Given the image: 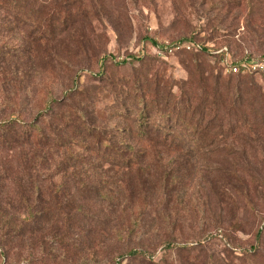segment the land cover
I'll list each match as a JSON object with an SVG mask.
<instances>
[{"label":"rangeland","instance_id":"rangeland-1","mask_svg":"<svg viewBox=\"0 0 264 264\" xmlns=\"http://www.w3.org/2000/svg\"><path fill=\"white\" fill-rule=\"evenodd\" d=\"M78 1L90 12V19L77 25L90 45L86 51L71 52L72 45L64 50L56 44L55 53L65 60L62 63L56 57L48 62L34 55L27 42L16 55H8L14 45L22 44L18 38L25 33L3 28L0 13L1 120L19 114L25 123L34 122L48 94L57 100L55 112L64 113L76 86L94 91L104 83L142 74L155 81L160 91L178 92V86L192 76L198 82V75L192 73L197 66L228 78L226 63L261 61L264 56V0ZM177 43H194L196 48L165 50ZM199 46L212 53H203ZM45 77L55 82L47 83ZM254 79L264 91V74L256 73ZM89 118L107 128L115 141L132 140L137 149H144L138 136L126 131L130 123L99 109H90ZM151 137L148 153L139 155L129 169L109 165L82 150H76L82 157L70 167L63 154L55 161V149L31 143L6 145L0 140V206L7 215L13 219L25 211L26 203L38 211L43 203L38 189L45 201L50 200L55 183L61 186L58 199L62 197L73 214L64 249L52 243L51 236L45 244L53 250L39 247L38 233L31 229L51 226L39 218L34 226H26L22 236L14 237L10 230L9 242L4 240L7 230L0 229L2 250L8 254L2 263L0 250V264H38L41 259L45 264H115L118 255L132 249L148 250L155 264H251L242 252L255 248L254 262L264 264V168L261 178L255 173L260 165L244 173L246 198L235 193L234 180L222 171L225 166L218 165L225 155L220 149L196 152L188 145ZM39 151L48 155L46 164L35 157ZM247 154L252 158L253 151ZM206 165L217 170L206 173ZM199 240L206 249L172 248L165 254L162 248L167 241L197 246ZM233 243L241 250L231 249ZM121 263L147 264L131 259Z\"/></svg>","mask_w":264,"mask_h":264},{"label":"trees","instance_id":"trees-1","mask_svg":"<svg viewBox=\"0 0 264 264\" xmlns=\"http://www.w3.org/2000/svg\"><path fill=\"white\" fill-rule=\"evenodd\" d=\"M0 13L4 15L1 23L3 28L10 32L18 29L21 30L20 34L25 33L18 38L22 44L14 45L7 52L8 55H16L17 50L27 42L30 45L28 50L34 55L48 62L55 61L56 57L62 63L65 60L55 53L56 44L64 47V50L72 45L71 52L86 51V47L90 45L89 37L80 33L77 27L80 21L90 19V12L78 0H0ZM66 39L71 42L67 43ZM65 43L67 44L64 46ZM199 49L203 53H212L203 46ZM137 60L142 61L140 58ZM261 61H264V56ZM194 72L198 75V82H194L196 78L194 80L192 76L190 81L178 86V92L160 91L161 88L155 81L145 79L142 74L126 77L118 83H104L94 91L76 86L68 96L69 105L64 113L55 112L57 100L52 94H48L44 109L37 112L34 122L25 123L19 114L11 115L8 120L0 119V140L6 145L16 144L21 147L22 144L31 143L40 149H55V161L56 156L63 154L68 157L70 167H74L82 157L76 150H82L88 155L104 159L109 165L132 168L139 155L144 157L148 153L146 146L152 141V135L164 138L165 141H174L178 145H188L196 152L220 149L225 155L217 162L226 169L219 170L234 180L231 187L235 193L247 198L248 185L244 173L250 174L253 167L260 165V171L255 170V173L261 178V170L264 168V91L255 82L256 73L230 74L228 78H223L221 75L215 76L213 69L207 71L201 66H197L192 71L193 74ZM52 76L55 77L54 74ZM45 80L51 84L55 82L50 77H45ZM14 81L16 79L11 78V82ZM47 83L45 87H48ZM90 109L106 111L119 121L130 123L131 125L127 124L130 128H126V131L129 135H137L136 138L143 143L144 149H137L132 140L127 142L120 138L119 142L115 141L107 128L91 123ZM147 141L149 142L146 143ZM251 151L252 158L247 156ZM39 152L35 153V157L46 164L49 161L48 155H43V151ZM58 167H61L59 163L56 165ZM209 170L217 169L206 165L205 172L208 173ZM11 173L14 175L12 171ZM163 173L167 177L170 175L167 171ZM176 178L173 176L174 181ZM167 179L164 187L168 185ZM239 184L242 185L241 188L237 187ZM56 185L57 183L50 200L46 201V197L38 189V196L43 200L38 211H34L26 203L25 211L19 215L14 214L11 219L0 206V229L7 230L5 242L11 240L10 230H13L14 237L22 236L27 225L34 226L41 219L51 224L49 229L29 227L38 233L39 247L53 250L45 244L47 237L51 236L52 243H56L59 249L65 248L66 239L71 234L73 214L63 203V198L58 199L61 186ZM35 187L39 188L37 185ZM74 223L77 224L76 221ZM203 245L202 240L198 241L197 246H181L167 241L162 248L167 254L172 248L188 252L204 250L207 246ZM2 246L0 241V250ZM74 246L75 250L79 249L76 244ZM229 247L241 250L235 243ZM255 250L256 248L242 252L251 264H257L254 262L257 256ZM1 257L3 263L8 254L3 251ZM152 257L153 254L148 250L132 249L118 255L114 261L115 264H122L121 261L131 259L155 264ZM38 261V264H45L43 259ZM32 263L34 264L29 261V264Z\"/></svg>","mask_w":264,"mask_h":264},{"label":"built area","instance_id":"built-area-1","mask_svg":"<svg viewBox=\"0 0 264 264\" xmlns=\"http://www.w3.org/2000/svg\"><path fill=\"white\" fill-rule=\"evenodd\" d=\"M196 48L195 44L177 43L166 47L167 52H174L181 49L192 50ZM200 48V46H199ZM225 72L227 74H247V73H264V61H244L240 63H226Z\"/></svg>","mask_w":264,"mask_h":264}]
</instances>
